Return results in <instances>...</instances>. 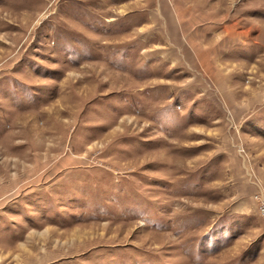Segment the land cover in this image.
I'll list each match as a JSON object with an SVG mask.
<instances>
[{
  "label": "rangeland",
  "instance_id": "374dc122",
  "mask_svg": "<svg viewBox=\"0 0 264 264\" xmlns=\"http://www.w3.org/2000/svg\"><path fill=\"white\" fill-rule=\"evenodd\" d=\"M264 0H0V264H264Z\"/></svg>",
  "mask_w": 264,
  "mask_h": 264
},
{
  "label": "built area",
  "instance_id": "2783aa9c",
  "mask_svg": "<svg viewBox=\"0 0 264 264\" xmlns=\"http://www.w3.org/2000/svg\"><path fill=\"white\" fill-rule=\"evenodd\" d=\"M254 199L257 202L259 212L264 217V190H258L254 194Z\"/></svg>",
  "mask_w": 264,
  "mask_h": 264
}]
</instances>
